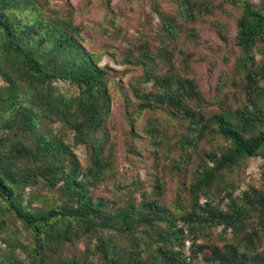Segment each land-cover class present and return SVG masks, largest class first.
Segmentation results:
<instances>
[{
  "label": "trees",
  "instance_id": "1",
  "mask_svg": "<svg viewBox=\"0 0 264 264\" xmlns=\"http://www.w3.org/2000/svg\"><path fill=\"white\" fill-rule=\"evenodd\" d=\"M47 1L0 0V264H192L205 248L218 264H264V187L233 196L238 183L229 177L243 161L264 156V48L259 59L255 52L264 45V1L239 0L234 74L243 100L235 107L224 94L223 102L219 94L204 98L192 77L156 75L143 48L137 58L124 56L142 65L141 79L156 88L132 87L137 109L164 108L187 122L176 139L181 152L207 138L222 140L202 154L187 206L176 201L172 209L154 198L120 205L91 194L110 165L103 155L109 74L83 46L71 15L49 14ZM153 1L162 32L173 38L177 24ZM176 1L189 20L201 8L200 0ZM206 104L217 110L206 111ZM149 123L161 144L166 133ZM62 127L71 130L72 143ZM78 144L89 146V165L74 153ZM227 231L232 236L221 246L209 242ZM78 241L81 252H63Z\"/></svg>",
  "mask_w": 264,
  "mask_h": 264
},
{
  "label": "rangeland",
  "instance_id": "2",
  "mask_svg": "<svg viewBox=\"0 0 264 264\" xmlns=\"http://www.w3.org/2000/svg\"><path fill=\"white\" fill-rule=\"evenodd\" d=\"M248 1L258 4L264 0ZM155 2L162 13L177 24L173 38L162 32V20L153 0H48L46 6L49 14L71 15L74 24L81 29L83 46L100 56L99 64L109 74L110 105L103 125L108 140L103 155L109 158L110 165L104 179L91 187V194L120 205L127 201L138 202L143 197L154 198L172 209L176 201L182 206L189 201L187 188L202 154L214 149L222 140L207 138L196 150L190 147L181 152L176 139L185 132L187 122L164 108L137 109L139 99L134 96L132 87L146 92L156 88L152 80L141 79L142 65L131 64L124 56L137 58L143 48L151 56L149 64L156 65V75L173 71L192 77L204 98L219 94L223 102L224 94L235 107L243 100L241 80L234 74L235 60L240 54L235 22L241 8L239 0H200V10H194V18L189 20L179 15L176 0ZM191 28L195 30L194 36L188 34ZM263 48L262 43L256 45V59L261 58ZM261 83L264 85V79ZM57 84L66 92L75 90L67 83L57 81ZM219 84H224L220 92ZM205 107L208 112L217 110L215 104ZM149 122L166 133L161 144L152 139ZM62 129L67 141L72 143L71 130ZM72 148L83 166L91 163L88 145L78 144ZM229 177L238 183L233 196L251 186L264 187V156L248 158ZM158 182L161 187H157ZM225 202L227 200L221 203L222 207ZM225 236V239L213 236L209 242L221 246L232 234L227 231ZM82 250V241H78L75 245L67 244L63 252L74 254ZM207 252V248L199 251L192 264H218L207 259Z\"/></svg>",
  "mask_w": 264,
  "mask_h": 264
}]
</instances>
